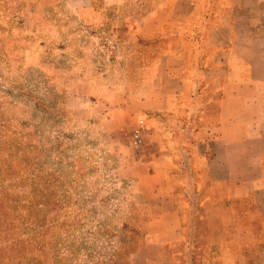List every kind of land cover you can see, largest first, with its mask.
Returning a JSON list of instances; mask_svg holds the SVG:
<instances>
[{
  "label": "rangeland",
  "instance_id": "rangeland-1",
  "mask_svg": "<svg viewBox=\"0 0 264 264\" xmlns=\"http://www.w3.org/2000/svg\"><path fill=\"white\" fill-rule=\"evenodd\" d=\"M198 2L183 25L196 37L144 26L157 0H0V264H264L253 203L215 194L190 162L201 113L150 111L156 82L175 75L159 61L215 24L218 0ZM229 13L213 43L229 55L237 39L260 61L264 0ZM168 209L167 227L153 224Z\"/></svg>",
  "mask_w": 264,
  "mask_h": 264
},
{
  "label": "crops",
  "instance_id": "crops-1",
  "mask_svg": "<svg viewBox=\"0 0 264 264\" xmlns=\"http://www.w3.org/2000/svg\"><path fill=\"white\" fill-rule=\"evenodd\" d=\"M259 1L218 0L212 15L215 24L205 29L204 41L200 39V45L192 48L174 43L168 50L174 61L169 55L159 61L156 70H173L175 75L172 78L166 75L165 85L159 84L163 78L158 75L161 77L159 83L156 82L158 90L148 94V101L152 106L150 111L162 113L164 117L170 116V112L183 117L187 110L190 115L201 113L199 119L203 125L198 131L196 128L195 132L191 131L194 141L186 143L193 148L189 159L197 170L196 176L211 182V191L215 194L222 190L226 199H249L256 217L264 219V57L260 56V61L255 63L243 60L240 53L244 50L237 39L229 55L221 52L223 44L213 43L214 36L222 37L227 32L225 21L232 17L231 10L254 6ZM200 4L198 0H157V9L141 21L147 28L155 25L158 29L171 20L173 24L177 22L174 36L188 32L199 37L202 32L186 30L183 25L190 19L198 21L201 18ZM221 9H224L222 13ZM137 33H143V29ZM202 45L203 54H200L198 47ZM219 53L223 59L219 58ZM187 56H194L198 63L191 62L185 67L183 60ZM154 83L151 77L142 85ZM209 87L213 90L203 95ZM139 94L142 97V90ZM158 98L161 99L159 105L155 103ZM192 102L197 103L196 111L191 110ZM174 117L179 123L183 121L177 115ZM166 217L173 218L169 209L159 213L153 224L166 228Z\"/></svg>",
  "mask_w": 264,
  "mask_h": 264
},
{
  "label": "built area",
  "instance_id": "built-area-1",
  "mask_svg": "<svg viewBox=\"0 0 264 264\" xmlns=\"http://www.w3.org/2000/svg\"><path fill=\"white\" fill-rule=\"evenodd\" d=\"M144 133V125L142 121H139L137 126L133 129L132 132V141L135 146H138L142 143Z\"/></svg>",
  "mask_w": 264,
  "mask_h": 264
},
{
  "label": "trees",
  "instance_id": "trees-1",
  "mask_svg": "<svg viewBox=\"0 0 264 264\" xmlns=\"http://www.w3.org/2000/svg\"><path fill=\"white\" fill-rule=\"evenodd\" d=\"M7 213L6 212H4V210H2V208H1V206H0V218H3V219H5L6 217H7Z\"/></svg>",
  "mask_w": 264,
  "mask_h": 264
}]
</instances>
